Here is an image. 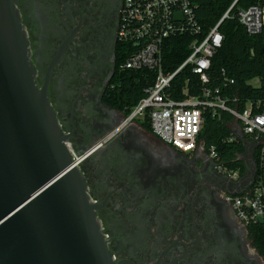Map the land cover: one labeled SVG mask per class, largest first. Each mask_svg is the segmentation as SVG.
I'll return each mask as SVG.
<instances>
[{
    "label": "flooded vegetation",
    "instance_id": "obj_1",
    "mask_svg": "<svg viewBox=\"0 0 264 264\" xmlns=\"http://www.w3.org/2000/svg\"><path fill=\"white\" fill-rule=\"evenodd\" d=\"M40 86L85 164L90 193L121 264H264L232 195L254 177L255 149L243 140L244 172L229 176L205 145L183 153L110 103L119 58L122 0H16ZM109 137V138H108Z\"/></svg>",
    "mask_w": 264,
    "mask_h": 264
},
{
    "label": "water",
    "instance_id": "obj_2",
    "mask_svg": "<svg viewBox=\"0 0 264 264\" xmlns=\"http://www.w3.org/2000/svg\"><path fill=\"white\" fill-rule=\"evenodd\" d=\"M233 130L246 139L238 121ZM68 141L18 2L0 0V264H121L83 169L96 148L76 150V162Z\"/></svg>",
    "mask_w": 264,
    "mask_h": 264
},
{
    "label": "built area",
    "instance_id": "obj_3",
    "mask_svg": "<svg viewBox=\"0 0 264 264\" xmlns=\"http://www.w3.org/2000/svg\"><path fill=\"white\" fill-rule=\"evenodd\" d=\"M234 4L209 30L199 24L191 0H122L119 41L126 46L125 61L120 70H150L155 72V81L146 92L147 96L126 115L123 122L109 137L132 122L142 124L149 119L151 132L162 142L183 153L194 152L204 145L200 134L205 124L208 109H223L238 121L246 137L258 149L261 173L252 185L242 193L232 195L233 206L240 221L247 227L264 230V98L249 102L245 109L229 107L219 90L203 87L201 94H190L183 89L184 98L172 96L173 82L177 75L189 68L201 84L209 83L211 60L222 47L224 35L220 31L223 21L230 17ZM239 22L249 34H258L264 29V6L256 4L238 11ZM187 37L191 53L174 71L166 70L165 48L173 38ZM232 81V80H231ZM108 137V138H109ZM232 137L230 140H235ZM74 161L79 155L70 141L66 142ZM211 155L218 158L214 148ZM230 177L238 179L241 169L224 166ZM258 171V168H257ZM263 219V222L261 220Z\"/></svg>",
    "mask_w": 264,
    "mask_h": 264
},
{
    "label": "trees",
    "instance_id": "obj_4",
    "mask_svg": "<svg viewBox=\"0 0 264 264\" xmlns=\"http://www.w3.org/2000/svg\"><path fill=\"white\" fill-rule=\"evenodd\" d=\"M195 7L199 24L205 30L216 25L224 13L234 4L229 18L225 19L220 27L224 35L220 47L211 60L209 70L210 80L206 85L201 84L199 78L189 68L177 75L173 82L172 96L175 99L184 98L183 89L189 87L190 94L199 95L203 87L219 90V94L227 101L229 107L245 109L249 102L264 98V29L258 34H249L239 22L238 11L260 4L264 0H191ZM189 38L179 37L169 40L165 48L166 70L174 71L191 50L187 46ZM126 46L119 43V58L113 83L115 88L109 93L110 103L122 110L126 115L147 96L146 90L155 81V72L150 70H120L125 61ZM260 79V85L254 86L250 82ZM232 80V81H231ZM234 116L223 109H208L205 112V124L200 134V139L208 150L214 148L220 162L228 167L241 169L244 165L239 160V155L245 152L243 142L233 130ZM151 131L149 119L141 124ZM236 137L235 140H230ZM258 149L255 150L257 176L262 172L259 165ZM250 232L256 237L259 250L264 254V230L259 227H249Z\"/></svg>",
    "mask_w": 264,
    "mask_h": 264
},
{
    "label": "rangeland",
    "instance_id": "obj_5",
    "mask_svg": "<svg viewBox=\"0 0 264 264\" xmlns=\"http://www.w3.org/2000/svg\"><path fill=\"white\" fill-rule=\"evenodd\" d=\"M250 83L252 85H254V86H259L260 85V79L259 78H255Z\"/></svg>",
    "mask_w": 264,
    "mask_h": 264
},
{
    "label": "crops",
    "instance_id": "obj_6",
    "mask_svg": "<svg viewBox=\"0 0 264 264\" xmlns=\"http://www.w3.org/2000/svg\"><path fill=\"white\" fill-rule=\"evenodd\" d=\"M158 138V137H157ZM159 139V138H158Z\"/></svg>",
    "mask_w": 264,
    "mask_h": 264
}]
</instances>
